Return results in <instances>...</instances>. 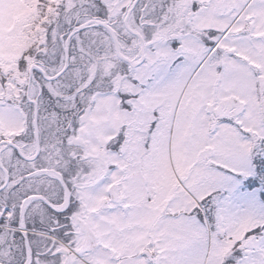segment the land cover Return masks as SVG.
<instances>
[{
    "label": "snow or ice",
    "instance_id": "6c2138e0",
    "mask_svg": "<svg viewBox=\"0 0 264 264\" xmlns=\"http://www.w3.org/2000/svg\"><path fill=\"white\" fill-rule=\"evenodd\" d=\"M0 264H264V0H0Z\"/></svg>",
    "mask_w": 264,
    "mask_h": 264
}]
</instances>
